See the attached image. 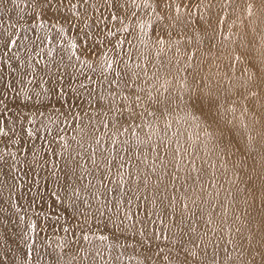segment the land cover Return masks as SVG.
Masks as SVG:
<instances>
[{
	"label": "bare ground",
	"instance_id": "bare-ground-1",
	"mask_svg": "<svg viewBox=\"0 0 264 264\" xmlns=\"http://www.w3.org/2000/svg\"><path fill=\"white\" fill-rule=\"evenodd\" d=\"M0 2V101L25 113L31 72L53 76L35 121L53 147L34 153L59 164L68 216L100 231L38 240L29 254L24 199L3 191L12 172L1 163L0 264H264V0ZM112 15L124 38L110 61L97 47ZM65 94L78 99L58 112ZM19 112L0 129L22 131ZM55 116L67 121L50 124Z\"/></svg>",
	"mask_w": 264,
	"mask_h": 264
},
{
	"label": "rangeland",
	"instance_id": "rangeland-1",
	"mask_svg": "<svg viewBox=\"0 0 264 264\" xmlns=\"http://www.w3.org/2000/svg\"><path fill=\"white\" fill-rule=\"evenodd\" d=\"M5 8H7V6L5 7L2 2H0V18H4L2 16V13L5 12L6 15ZM108 19L109 20L106 21V28H108V32L104 36V39L106 40H103L102 45L97 47V52L101 50L104 52L108 51L109 55L106 54L108 55L107 59L111 61L113 57L112 55H114V53L120 47V43L122 42L124 35L121 33H116L117 28L114 23L115 16L112 15ZM25 20L31 22L32 15L31 17L27 16ZM56 23V27L67 25L72 28H77V30H72L70 32L76 34V36H83L85 42H87V40L91 38V31H88V29L84 31L83 28H80L79 24L75 21H69L66 23L56 21ZM27 24V21H23L18 25L17 29H19L20 31ZM18 34L19 33L17 32L16 35L10 37V43L6 47L7 49H5L4 47V49L6 50L4 51L6 53H11L13 49L12 46L18 38L16 37L18 36ZM116 34L119 37H117ZM107 38H112L110 40V43ZM89 45L90 44L88 43V47ZM97 52L93 53L92 59L95 57ZM110 52L113 53L110 55ZM109 60H107V63ZM4 64L5 60L0 57V72L2 71L1 67ZM71 73L75 75L77 74V72L74 70L71 71ZM34 74L35 72L32 71L31 80L33 82H36L37 84V88L34 91V94H36L35 102L34 104L32 103V101L29 102V108L27 109V111L25 110V113L19 112L14 107H12L10 104L11 100L7 98L0 101V108H3V112H0V121L4 120L6 123L9 119L10 114L15 112L23 114L21 122L22 131L10 130L5 133L0 129V148H5V152L8 154L7 158H0V164L5 163L6 170L8 172H12L8 173L12 174L8 177V180H10V188H5V190L3 191L6 193H12L15 199L18 197L24 199L20 220L22 223L23 234L26 238L29 254L31 252L33 244L36 241L45 240L54 244L66 242V239L71 236V233L73 231L77 230V232H79V229L82 227V230L85 231L86 234L87 232L92 236L100 234V231L94 227L95 224L91 223V221H74L68 216V212L70 208H72V205L70 202H68L67 199L60 198L61 192H59L60 187H58V185L59 183L62 184L63 177L58 171V168L60 167L59 164L55 163L51 156L44 158L42 153L39 152L38 155L34 153V151L38 153V143L47 150H51L53 147V145L49 143L50 138L48 139V137L46 136L47 133V135H49V131L45 132L46 137L44 136V138L46 140L43 138L44 133L41 135L43 140L42 138L41 141L38 140L39 137L37 138L36 133L37 131H40L41 127L37 123L35 124L36 118L41 116L39 115L41 110L45 109L48 104L51 103L49 102L51 98L49 95V86L52 85L51 83L53 82V76H51L49 73H46L41 77L35 78L33 77ZM78 74L81 75L80 72H78ZM74 81L76 82V80ZM77 81L78 84H81L83 82V80L81 79ZM57 99L58 100L54 102V104L58 106V112H61L72 107L73 102H75V100L78 98L75 94H65L63 95V98L58 97ZM78 119L81 118L75 115L73 117V120L71 121L74 124V129L78 127L77 125H75L77 122H79ZM66 121V117L55 116L52 120L50 119L49 122L53 125H61ZM5 178L7 177H1L0 182L4 181ZM30 178H36V183H32ZM52 183L56 185L54 187L57 189L53 190L48 188V192H45L44 187H48ZM27 197H30V199L28 200ZM40 197H44L45 199L40 200ZM110 240L112 239L108 238L107 243H113V241ZM125 240L127 243L131 244L136 239L132 236H129L125 238ZM103 243H105L106 245V242ZM112 243L110 245H112ZM132 257L133 253L124 252L122 259L126 260L131 259Z\"/></svg>",
	"mask_w": 264,
	"mask_h": 264
},
{
	"label": "snow or ice",
	"instance_id": "snow-or-ice-1",
	"mask_svg": "<svg viewBox=\"0 0 264 264\" xmlns=\"http://www.w3.org/2000/svg\"><path fill=\"white\" fill-rule=\"evenodd\" d=\"M261 196H262V199H264V189H261Z\"/></svg>",
	"mask_w": 264,
	"mask_h": 264
}]
</instances>
